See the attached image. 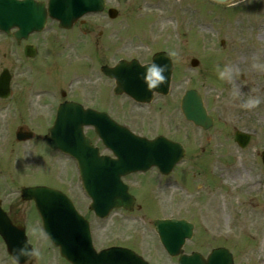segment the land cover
<instances>
[{
	"label": "rangeland",
	"instance_id": "1",
	"mask_svg": "<svg viewBox=\"0 0 264 264\" xmlns=\"http://www.w3.org/2000/svg\"><path fill=\"white\" fill-rule=\"evenodd\" d=\"M108 5L118 11V18L109 24L100 22L89 37L78 35L71 50H63L58 43L68 35L57 34L51 24L42 36L32 35L34 41H28L36 45L32 58L0 35V71L6 68L12 76L11 94L0 100V194L35 184L60 189L73 183L70 161L56 158L41 142L53 114L54 104L46 105V99L55 95L61 100L59 94L64 91L66 99L105 109L140 133L153 136L155 126L164 127L168 134L182 138L188 149L172 177L149 172L129 178L135 210L113 214L107 221L112 228L108 236L97 222L99 244L111 240L136 247L139 243L146 246L155 264H170L162 258L150 230H142L140 237L137 218L141 213L145 219L165 216L174 209L196 222L189 248L206 254L220 245L232 252L235 264H264V166L260 159L264 151V0H237L228 6L208 0H108ZM92 42L99 46L93 49ZM161 50L169 52L175 64L168 106L159 111L152 103L148 112L113 96V82L102 78L99 66L112 65L120 57L148 59ZM68 55L76 67H66ZM193 58L198 60L195 68L189 65ZM226 69H231L230 76L221 78L219 72ZM188 89L202 95L215 120L206 133L177 119V99ZM249 97H259L260 104L243 107ZM20 125L33 132L32 140L16 141V130L9 128ZM235 130L252 135L245 149L234 142ZM21 207L17 217L27 226L35 250L30 264H65L40 231L33 205L26 202ZM120 219L125 220L124 231L116 228ZM1 247L0 243V264H7Z\"/></svg>",
	"mask_w": 264,
	"mask_h": 264
},
{
	"label": "water",
	"instance_id": "2",
	"mask_svg": "<svg viewBox=\"0 0 264 264\" xmlns=\"http://www.w3.org/2000/svg\"><path fill=\"white\" fill-rule=\"evenodd\" d=\"M216 2H221V3H225L224 0H213ZM230 1H234V0H230ZM57 1L54 0V2L52 3L51 9L53 12V16H55L56 18H58L56 16V6H57ZM76 7L78 9H86L88 10L89 8L92 9L94 6L93 1H88L85 0L83 3L82 1H76L75 3ZM93 6V7H92ZM1 14H3V12H1ZM2 17V22L1 25L2 27H4V29H7L8 26L12 25V24H16L18 25L21 29H25L26 31L29 30V28H37L40 26L41 22H35V21H39L37 19L28 21L29 18L27 16L25 17H10V16H0ZM26 54L29 56L33 55V50L31 49H27ZM160 59L161 62H159L158 60ZM154 60L159 63V64H166L168 66V71L165 73L167 79L159 86L160 88H158V90L161 93H166L167 92V88L169 85V79H170V72H171V67H170V63L168 60L166 59H162V54H157L154 56ZM197 62L195 60L192 61V65H196ZM106 72H108V70H105ZM120 73L122 72L121 69H119ZM119 73V74H120ZM120 76V75H118ZM124 77V82H125V86H123L124 90L127 93H131V91L133 90V85L132 83L134 82L129 76L127 78V76H123ZM126 77V78H125ZM8 82H9V75L7 74L6 71H4L1 76H0V97H6L8 95ZM150 89H148L149 91ZM116 92H120V90H118V88L116 89ZM133 94V93H131ZM137 92V94H133L136 98H140L141 100H145V97H142L141 94H139ZM181 108L182 111L184 112V115L186 117L187 120L192 121L195 125L197 126H201L202 128L206 129L208 128L211 123H212V119L207 116L205 108L203 107V102L201 100V97L199 96V94L194 91V90H190L188 92L185 93L184 97L182 98L181 101ZM61 111V110H60ZM83 117V118H82ZM91 117L90 113H86V114H80V125H79V129L81 128L82 124H95L94 121H100V125L99 127H97L100 131H102V129L105 130V128L103 127V123H106L105 118L103 117H98L96 116L94 120H89ZM57 121L55 125H57ZM98 124V123H97ZM96 124V125H97ZM107 125V124H106ZM54 128V127H53ZM58 134L59 131H58ZM30 135H26L25 137H21L20 135H18V139L21 138H26L29 137ZM250 136L248 134H244V133H240V132H236L235 133V140L236 142L241 146V147H245L247 145V143L249 142ZM45 142L47 145H49L52 148H59L62 149L64 152H67L69 154H73L75 153V155L78 157V153H76L75 151H73V149H75V146L73 144H60L58 143L54 137H50V138H46ZM158 143L160 146V150L161 153H163L164 151L169 152V148L162 144L163 142H155ZM72 148V150H71ZM74 152V153H73ZM173 152V151H172ZM180 154H183L182 150H179ZM162 159V157H161ZM160 159V160H161ZM262 159H263V163H264V153L262 154ZM178 160V158L176 159ZM173 161L170 164H168V170L174 165V163L176 162ZM112 171H116L117 170V166L114 165V163L112 164ZM83 171V178L85 180V176L88 174V169L87 168H82ZM118 172H115V181H119V177H118ZM117 175V176H116ZM89 177V176H88ZM92 183L89 182H85L84 185L86 188H90L91 186H94L93 180L91 179ZM114 187H119L120 190H112V201H111V205H106L105 210L103 209V200L104 197L101 195L102 193H99L98 190L94 189L91 191L90 189V194L93 198V202L96 205L94 208L97 211V213H100L102 211H109L112 207H118L120 205L125 204L127 207H129L130 203L126 200L127 195H126V191L124 190L126 187H124L123 189H121L120 184H114ZM59 193L57 191H54L52 189H49L47 187H34V188H26L23 190V198L24 199H33L36 203V207L38 209V211L40 212V214L43 216V218H45L46 215V219H45V230L47 232V234L49 235V237L51 238L52 242L56 245L58 243H62L64 248L67 245V243L69 242L68 240H62L61 242H59V236L57 233V216H56V211L58 210V204L61 202L60 198H59ZM131 201V200H130ZM124 206V205H123ZM165 223V225L167 224V228H170L171 223L172 222H162V224ZM176 223L175 226H172L174 228L180 229L183 227H186L187 232L186 233H172V234H166V236L162 235L163 240H168L167 235L172 236V238L177 239V243L176 245L178 246V244H181V240L182 238H185V236H187L188 234V228L186 225H184L181 222H174ZM163 233H166L165 231H162ZM0 234L2 235V237L4 238V240L7 243V246L9 247V249L11 251H13L14 253H16V258H18V262H23L25 261L30 255H28V253L30 252V249L28 247V245L26 244V240L24 237V232L21 230L19 231L18 229L14 228L13 226H11V224H9L8 221H5L1 214H0ZM181 239V240H180ZM174 240V239H173ZM76 241V239H75ZM78 241V239H77ZM78 244L75 243L74 246H76ZM165 245L168 248V251L171 253H174L175 250L173 249V247L170 245L169 240H168V244L165 243ZM88 249H90L89 245L87 246ZM23 248L24 249V254H21L20 249ZM66 251V258L67 260H69L70 262L74 263V264H139V260H137L135 257H133L132 255L126 254L124 252H120L119 250H108L105 252H101L100 254L96 255L91 249V254L90 255H86V256H75L73 255L70 251H68L65 248ZM232 264L231 261V257L230 254H228L227 251H225L224 249H218L212 252V254L210 255L209 259L207 261L201 259L198 255H194V256H182L181 260H180V264ZM141 264V263H140Z\"/></svg>",
	"mask_w": 264,
	"mask_h": 264
},
{
	"label": "flooded vegetation",
	"instance_id": "3",
	"mask_svg": "<svg viewBox=\"0 0 264 264\" xmlns=\"http://www.w3.org/2000/svg\"><path fill=\"white\" fill-rule=\"evenodd\" d=\"M18 1H23V0H18ZM34 1L40 2V3H45L47 0H34ZM110 7L111 6L108 5V0H105V9L102 12H100V13H94V12L87 13L84 16H82V18L77 19L72 24V26L69 27V28L59 27L57 21H54L52 19H47L45 28L48 29L47 25L51 24L54 27V29L56 30L55 32H57V34H61V36L68 35L67 39H64V40L61 39L58 43L62 44L61 45L62 48L71 50V49H73L75 47V41L78 40V39H75V38L78 35H85V36L89 37L90 34L94 33V30L96 28L100 27L99 26L100 22H103L105 24H109V23H111L112 21H114V20H116L118 18V16L116 18H114V19H112L110 17L109 12H108V9ZM15 31H16V29L12 28L10 30V33H9L8 37L13 41L14 44H17V42L15 41V39L12 36V33H14ZM50 31L53 32L54 30H50ZM27 40H22L18 45L22 44V47H24L25 45L30 44V42H28ZM93 41H95V37L93 38ZM98 46H99L98 43L92 42V48L93 49H95ZM48 93L49 92H45V94H48ZM59 96L62 97L61 100H57V96H55V95H50V96H48L49 99H46V105L47 104H51V105L54 104L52 109H54L55 113H56L57 107L59 105L65 103V102L75 101V102L79 103V101H76V100H73V99H66L64 91H61ZM154 102H155L156 105H158L157 109L159 111H161L162 108L165 105L168 106V103H169L162 96H156L155 99H154ZM159 103L162 104V105H159ZM83 107H85V108L90 107L91 109H94V110L99 111V112H105V113H108L110 115V113L108 111H106L105 109L96 108V107L90 106V105L89 106H84L83 105ZM24 109L28 110V107L25 106ZM119 123H120V121H119ZM130 130L132 132H134V133L135 132H141L138 129L133 128L131 126H130ZM154 130H156L157 134H159L158 133V131H159V127L158 126H155ZM46 131H47V128H46ZM85 135L89 138L91 144L94 147H97L99 152L103 153L102 149H104V148H103V146L101 144V141H100L101 139L98 136V134H96L91 128H88L87 130H85ZM70 169H71V173H73V179L71 180L73 183L71 185L67 186L66 188H63L62 191H64L71 198L72 203H73L75 209L77 210V212L88 222L89 228H90V231H91V237H92V241H93L94 247H96V249L98 250V249H103V248L110 247V246H125V247L133 249L138 254L142 255V257H144L150 264H155V261L153 260V258H152V260L149 259L150 255H149L145 245H141V244L138 243L137 246L135 247V246H132V245H126V244L113 242L111 240H108L106 242H100V244L97 242V240L95 238V233L97 232V228H96L95 224L97 222L103 224L102 229L104 230V232H106V235L108 236V235L111 234L112 228H111V225L109 223H107V221L113 216V214L122 213L123 215H126L127 213L130 214L132 212H126L124 210H116V211L111 212L106 218L97 217L90 210V201L87 198V196L85 195V193L79 191V186L75 182L74 172H73L72 166H71ZM130 186L133 189L132 185H130ZM75 195H77V196H75ZM24 203H26V202L22 201L21 198H19L17 196V192H10L8 194H5V193H1L0 194V207L6 212L7 216L12 221V223L16 224V225H19V226H21L23 224L22 223V217L20 215L21 218L18 219L17 216H18V213H19V209L20 208L24 209V207H21V205L24 204ZM195 203H197V202H195ZM149 205H150V203H149ZM149 205H147V206L149 207ZM153 205H156V203H154ZM145 206H146V204H145ZM148 207L145 208V209L147 210ZM23 209L20 211L21 214H22V212H24ZM175 213H176L175 215L169 214V216H171V217L176 216L177 218H184L186 220L188 219L186 217V215L184 216V214H179L178 212H175ZM143 216L144 215L141 213V216L137 218L140 221L139 225L141 227V229L138 231V233L141 234L140 237H142V235L144 233V232H142V230L145 231V232H147V230H150V233L156 238V235H155V233L153 231L154 229H153L152 222L154 221L155 218H159V217H153L151 219H145ZM162 216L163 215H161L160 217H162ZM188 220H190V219H188ZM126 227L127 226L125 224V220L124 219H120L119 223L116 224V228H119L122 231L126 230ZM151 230L153 232H151ZM194 239H195V236L192 237L191 240L187 241L184 244L183 249H184V252L186 254H191L192 252H201L197 248H194V247L193 248H189L188 242L190 243ZM155 241H156V245H157L158 242H157V240H155ZM186 244H187V248L185 246ZM158 246H159V244H158ZM158 249L160 250V248H158ZM187 249H188V251H187ZM161 252H162V254L164 256L162 258L165 261L168 260L170 264H177L178 257H170L165 252H163L162 249L160 250V253Z\"/></svg>",
	"mask_w": 264,
	"mask_h": 264
},
{
	"label": "clouds",
	"instance_id": "4",
	"mask_svg": "<svg viewBox=\"0 0 264 264\" xmlns=\"http://www.w3.org/2000/svg\"><path fill=\"white\" fill-rule=\"evenodd\" d=\"M143 72V79L148 87V89H156L158 88L166 79L165 73L168 71V66L166 64H159L155 60L147 66L144 67ZM231 69H226L224 71H220L219 75L221 78H225L230 76ZM261 102V99L259 97H249L244 103L243 107L245 108H254L257 105H259ZM21 254H24V249H20ZM35 254L34 250L31 251V253H28V255ZM18 260V258H17Z\"/></svg>",
	"mask_w": 264,
	"mask_h": 264
}]
</instances>
